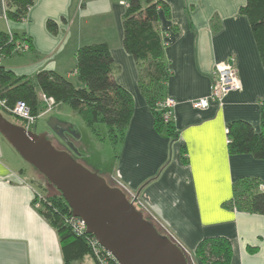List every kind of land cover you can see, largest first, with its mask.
<instances>
[{
    "label": "crops",
    "instance_id": "1",
    "mask_svg": "<svg viewBox=\"0 0 264 264\" xmlns=\"http://www.w3.org/2000/svg\"><path fill=\"white\" fill-rule=\"evenodd\" d=\"M161 1L169 13L160 7L156 27L170 69L165 97L177 103L176 140L156 131L138 66L125 50V0H35L19 22L8 19L6 0H0V33L30 44L29 51L3 59L11 62L21 55L20 61L1 65L18 76L32 78L49 70L78 83L77 50L106 43L117 66L115 81L132 95L134 105L115 168L106 175L108 184L121 188L161 234L177 242L189 264H203L194 251L213 236L230 241V264H264V216L234 204V185L242 178L264 188V160L230 155L227 137V124L235 120L261 129L264 67L249 20L241 13L247 0ZM49 20L57 24V33L48 30ZM224 63L236 72L238 89L221 103L194 107L192 100L210 95L215 69ZM34 189V181L0 146V264H65L56 228L34 206ZM70 264L96 261L86 254Z\"/></svg>",
    "mask_w": 264,
    "mask_h": 264
},
{
    "label": "trees",
    "instance_id": "2",
    "mask_svg": "<svg viewBox=\"0 0 264 264\" xmlns=\"http://www.w3.org/2000/svg\"><path fill=\"white\" fill-rule=\"evenodd\" d=\"M34 3L35 0H6L8 19L23 21ZM160 7H164L169 13L161 0H126L123 44L138 66L139 85L154 116L156 131L176 140L179 131L174 125V118L166 121L165 110L160 107L167 98L166 85L170 78L165 43L156 27ZM241 13L249 20L264 67V0H247ZM47 28L52 33L58 31L57 24L52 20L47 22ZM13 47L9 35L0 33V48L4 57L13 53ZM116 73L117 66L106 43L83 45L76 52L78 83L49 70H42L32 78L18 76L0 65V96L10 107H14L19 101L25 102L32 115L37 117L43 111L39 90L54 98L57 105L68 104L95 134L99 135L96 125H105L108 139L117 145L125 137L134 105L132 95L115 81ZM0 112L8 120L18 118L1 109ZM227 137L230 155L248 154L255 159L264 160V102L261 107L260 131L257 132L249 122L235 120L227 124ZM181 155L182 161L187 162L184 146L181 148ZM243 185V189L238 190ZM234 192V204L237 207L242 211L264 216V188L260 189L257 180L242 178L234 185ZM133 204L135 205L134 202ZM135 207L139 210L136 205ZM40 212L58 232L65 264L92 254L89 241L93 235H77L66 222L72 212L60 192L56 196H47L46 204L40 208ZM194 253L203 264H230L233 250L226 237L213 236L202 239Z\"/></svg>",
    "mask_w": 264,
    "mask_h": 264
},
{
    "label": "water",
    "instance_id": "3",
    "mask_svg": "<svg viewBox=\"0 0 264 264\" xmlns=\"http://www.w3.org/2000/svg\"><path fill=\"white\" fill-rule=\"evenodd\" d=\"M47 125L60 138L65 132L78 137L75 126L56 117H50ZM0 135L60 192L72 216L86 224V233L119 264H189L179 244L160 234L122 189L58 150L48 131L33 132L0 112Z\"/></svg>",
    "mask_w": 264,
    "mask_h": 264
},
{
    "label": "rangeland",
    "instance_id": "4",
    "mask_svg": "<svg viewBox=\"0 0 264 264\" xmlns=\"http://www.w3.org/2000/svg\"><path fill=\"white\" fill-rule=\"evenodd\" d=\"M20 56L21 55H16V57H14L11 62L8 61L9 59L5 61L3 60L2 63L5 66L16 63L17 61H20ZM72 81L77 83V79L75 77L72 78ZM78 86L80 85L78 84ZM41 94H39V100ZM51 116L75 126V129L79 134V140H76L75 137L72 139L70 136L69 140V137L66 134L64 135V139L61 138V140H63L70 150L73 151L74 155L77 156L79 160L76 161L78 163L82 164L89 171L98 174L104 178V180H106V175L111 174L115 168L116 157L120 148V144L115 145L108 139L107 127L103 124L96 125L99 135L95 134L92 129L84 123L82 117L76 111H74L68 104L61 103L60 105L56 106L50 114L39 117L36 123L31 127V131L36 133L48 131L49 128L47 125V120ZM10 120L26 127V123L23 120L21 121L18 118H10ZM66 138L68 139V142H66ZM0 139V146L5 157L15 160V162L18 164V170L23 169L24 173H26V175L30 177L36 184L34 193L37 191L40 196L36 201L38 204L34 202V206L40 210V208L46 204L47 196L59 195V191L54 186L49 184L45 177L42 176L35 168L24 161L17 151H15L1 135ZM73 144L75 146H73ZM55 147L58 150L61 149L60 151H62L61 147L56 145ZM244 186L245 185L239 186L238 190L243 189ZM236 192L238 193L237 190Z\"/></svg>",
    "mask_w": 264,
    "mask_h": 264
},
{
    "label": "built area",
    "instance_id": "5",
    "mask_svg": "<svg viewBox=\"0 0 264 264\" xmlns=\"http://www.w3.org/2000/svg\"><path fill=\"white\" fill-rule=\"evenodd\" d=\"M126 5V0H125ZM9 41L13 43V53H24L30 50V44L24 40L17 39L13 34L9 33ZM4 59L2 49L0 48V65ZM239 80L236 72L229 63L220 64L216 67L214 72V80L211 88L210 95L207 97L192 100V105L199 109H206L212 102H223L225 96L238 89ZM41 103L43 105V111L39 116L32 115L30 107L22 101L15 104L14 107H10L8 102L0 96V109L6 113L12 114L26 123L28 130L36 123L39 117L46 116L50 114L56 106H58L54 98L49 97L45 94L40 96ZM176 101L170 97L165 98V100L160 104V107L165 110L164 119L166 121L174 118V108L176 106ZM40 195L36 191L34 193V202L39 199ZM38 198V199H37ZM38 204V203H37ZM66 222L72 227L73 231L77 235H82L86 233V224L79 218L70 216L66 219ZM90 247L92 255L96 261V264H119L115 257L106 249H104L97 241L93 238L90 239Z\"/></svg>",
    "mask_w": 264,
    "mask_h": 264
},
{
    "label": "flooded vegetation",
    "instance_id": "6",
    "mask_svg": "<svg viewBox=\"0 0 264 264\" xmlns=\"http://www.w3.org/2000/svg\"><path fill=\"white\" fill-rule=\"evenodd\" d=\"M67 135L68 137L70 136L72 139H74V137H75V139L76 140H79V134L77 133V131H76V134L78 135V137H76L75 135H70V134H67L66 132L64 133V135ZM70 137L68 138L69 140H70ZM48 138H49V140L51 141V143L55 146H59V147H61L62 148V151H64V152H67V153H69L75 160H79L78 158H77V156H75L74 155V153H73V151H71L70 150V148L67 146V144L63 141V140H61V138L59 137V136H57L52 130H50V129H48ZM73 146H75L74 144H73ZM61 150V149H60Z\"/></svg>",
    "mask_w": 264,
    "mask_h": 264
}]
</instances>
